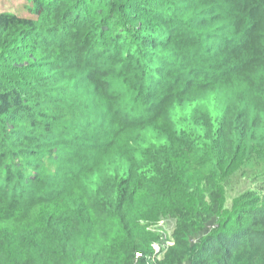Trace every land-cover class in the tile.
Instances as JSON below:
<instances>
[{"label": "clouds", "instance_id": "obj_1", "mask_svg": "<svg viewBox=\"0 0 264 264\" xmlns=\"http://www.w3.org/2000/svg\"><path fill=\"white\" fill-rule=\"evenodd\" d=\"M30 7L0 24V264H264V0Z\"/></svg>", "mask_w": 264, "mask_h": 264}, {"label": "trees", "instance_id": "obj_2", "mask_svg": "<svg viewBox=\"0 0 264 264\" xmlns=\"http://www.w3.org/2000/svg\"><path fill=\"white\" fill-rule=\"evenodd\" d=\"M34 2H35V0H26V4L28 6L30 13L32 11L30 5L33 4ZM30 19H31L30 14L28 16H23V15H20L18 13L10 12V11L0 12V24H5V23L9 22L10 20H16V21H22L24 23H28ZM229 191H231V188H227V189L223 190L225 197H227ZM259 194L264 196V192H261ZM208 227H211V223L209 224ZM158 239H159V235L154 239L153 247L159 246L161 248V250L164 251L166 248H162L160 246V243H158V241H159ZM154 264H165V258L162 257L160 260L154 261Z\"/></svg>", "mask_w": 264, "mask_h": 264}, {"label": "rangeland", "instance_id": "obj_3", "mask_svg": "<svg viewBox=\"0 0 264 264\" xmlns=\"http://www.w3.org/2000/svg\"><path fill=\"white\" fill-rule=\"evenodd\" d=\"M4 11L15 12L23 16H28L30 14L26 0H0V12ZM158 240L162 248L168 246L169 240L165 234H160Z\"/></svg>", "mask_w": 264, "mask_h": 264}]
</instances>
